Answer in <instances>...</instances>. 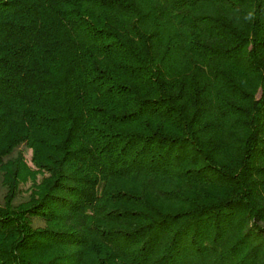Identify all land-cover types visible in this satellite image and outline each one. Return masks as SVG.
<instances>
[{
  "label": "trees",
  "instance_id": "trees-1",
  "mask_svg": "<svg viewBox=\"0 0 264 264\" xmlns=\"http://www.w3.org/2000/svg\"><path fill=\"white\" fill-rule=\"evenodd\" d=\"M0 174V264H264V0H0Z\"/></svg>",
  "mask_w": 264,
  "mask_h": 264
},
{
  "label": "rangeland",
  "instance_id": "rangeland-1",
  "mask_svg": "<svg viewBox=\"0 0 264 264\" xmlns=\"http://www.w3.org/2000/svg\"><path fill=\"white\" fill-rule=\"evenodd\" d=\"M19 150H22L24 152V157L26 159L27 164L30 165V167L33 168V164L31 162L32 159V150H28L26 149L24 146L20 147ZM1 174H0V204L3 203V196L5 194V189L3 188V186L1 185ZM38 180H41V176L38 177ZM32 186V181L28 180V182H24L21 187H20V191L21 193L19 194V198H26L29 194L28 190L31 188Z\"/></svg>",
  "mask_w": 264,
  "mask_h": 264
}]
</instances>
